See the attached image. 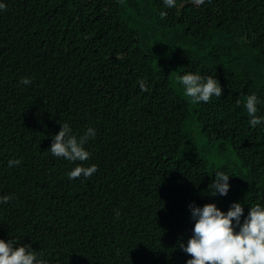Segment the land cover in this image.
<instances>
[{
	"label": "trees",
	"instance_id": "16d2710c",
	"mask_svg": "<svg viewBox=\"0 0 264 264\" xmlns=\"http://www.w3.org/2000/svg\"><path fill=\"white\" fill-rule=\"evenodd\" d=\"M0 3V196L13 197L0 239L46 264H186L190 204L241 203V223L264 206V123L244 106L254 93L264 117V0ZM188 72L222 96L193 103L177 80ZM65 122L77 138L95 130L90 159L52 155ZM217 171L224 196L210 195Z\"/></svg>",
	"mask_w": 264,
	"mask_h": 264
},
{
	"label": "clouds",
	"instance_id": "9594fccd",
	"mask_svg": "<svg viewBox=\"0 0 264 264\" xmlns=\"http://www.w3.org/2000/svg\"><path fill=\"white\" fill-rule=\"evenodd\" d=\"M198 6L205 0H193ZM166 7H175L176 0H163ZM6 5L0 3V10ZM161 17L167 15L160 13ZM178 83L182 85L184 95L193 103H209L213 96L220 98L223 89L213 76H201L191 72L177 77ZM21 84L29 85L31 79L21 78ZM142 90H147L141 84ZM237 104L240 103L238 100ZM258 99L253 93L245 97V108L250 117L249 124L255 128L264 123V117L256 113ZM95 137V130L88 128L86 132L77 138L72 134L68 123L60 124V130L54 135L50 146L52 155L62 157L68 161H86L91 154L85 150L84 145L89 138ZM19 161H9V167L18 165ZM97 171L96 165L83 167L77 165L68 173L69 179H77L81 175L89 178ZM229 176L223 171L215 172V179L211 184L210 195L224 196L228 193ZM12 196H0V203L7 204ZM191 218L194 220L192 235L187 240V245L180 244L183 252L191 258L186 264H264V206L256 204L249 208L248 214L241 223L244 209L241 203L231 204L225 213L219 210L214 203H206L202 207L194 203L189 205ZM119 211H116L117 218ZM15 240L8 237L0 239V264H46L38 259L36 252L29 245L14 246Z\"/></svg>",
	"mask_w": 264,
	"mask_h": 264
}]
</instances>
